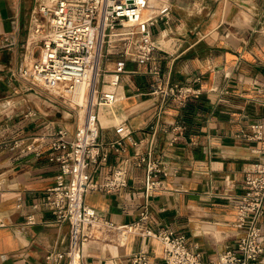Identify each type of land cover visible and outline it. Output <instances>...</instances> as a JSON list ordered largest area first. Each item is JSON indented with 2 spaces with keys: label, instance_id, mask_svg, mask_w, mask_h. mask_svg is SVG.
<instances>
[{
  "label": "crops",
  "instance_id": "obj_1",
  "mask_svg": "<svg viewBox=\"0 0 264 264\" xmlns=\"http://www.w3.org/2000/svg\"><path fill=\"white\" fill-rule=\"evenodd\" d=\"M168 2L172 24L161 20L153 27L154 60L128 61L117 90L119 100L100 109L104 142L117 138L115 127L121 122L138 140L155 121L157 107L150 98L155 81L199 90L185 106L168 103L162 113L157 155L167 165L161 176L167 190L146 197L144 172L132 170L127 187L87 193L84 202L117 225L134 223L146 214L149 228H168L185 236L189 250L209 263L226 250L240 255L243 233L234 221L244 194V170L258 159L255 150L263 147L248 136L252 124L264 126V0ZM31 11L29 0H0V141L60 127L73 129L66 113L12 76L30 60L24 45ZM154 66L160 69L159 78L150 72ZM29 111L37 115L25 118ZM175 126L182 128L179 135L173 132ZM128 153H133L131 147ZM47 155L0 157V174L5 177L0 192V264H45L50 251L67 249L68 226L54 225L46 205L47 189L58 173V165ZM117 162L110 153V164ZM29 216L32 225H27ZM262 230L264 247V216ZM138 252L164 263L161 242L130 235L121 245L90 243L84 264H130Z\"/></svg>",
  "mask_w": 264,
  "mask_h": 264
},
{
  "label": "built area",
  "instance_id": "obj_2",
  "mask_svg": "<svg viewBox=\"0 0 264 264\" xmlns=\"http://www.w3.org/2000/svg\"><path fill=\"white\" fill-rule=\"evenodd\" d=\"M161 20L167 26L172 24L171 6L158 10L156 0H36L24 45L30 60L12 76L33 91H46V101L54 109H63L73 129L60 127L54 132L3 138L0 157L40 158L48 154L58 165L55 183L47 189L45 200L54 225L68 226V245L62 253L50 251L45 264H84V251L90 243L121 245L130 235L161 242L163 264H264V258L259 260L264 253V126L260 122L251 125L248 139L263 143V147L255 150L258 159L244 170V194L234 221L235 228L243 233L238 240L240 255L226 250L206 263L200 254L189 250L185 236H177L168 228H149L146 214L134 223L117 225L84 202L87 193H113L127 187L132 170L144 172L141 184L146 197L167 190L161 178L167 165L157 155L162 113L168 103L185 106L199 90L188 84L155 81L150 93L157 107L155 121L138 140L132 138L126 122H121L115 127L117 138L104 142L100 122V109L119 100L117 90L127 73V62L154 60L157 47L153 27ZM150 72L159 78L158 67ZM36 115L29 111L25 118ZM179 131L180 126L173 128L177 135ZM128 147L133 153H128ZM110 153L118 158L115 165L110 164ZM4 183L0 174V192ZM33 223L29 216L27 225ZM130 264L161 263L138 252L130 257Z\"/></svg>",
  "mask_w": 264,
  "mask_h": 264
},
{
  "label": "rangeland",
  "instance_id": "obj_3",
  "mask_svg": "<svg viewBox=\"0 0 264 264\" xmlns=\"http://www.w3.org/2000/svg\"><path fill=\"white\" fill-rule=\"evenodd\" d=\"M160 1H163L162 5L159 6L158 10L161 9V8H165V6H167V4H169L168 0H160ZM159 1V2H160ZM29 3L31 4V8L33 9L34 6H36V0H29ZM110 65V64H109ZM108 65V66H109ZM36 91L39 92V94L42 95V97L46 100L49 98V94L46 92V91H43L42 89L40 88H36L34 89ZM48 105V104H47ZM51 109V108H50ZM61 111H63V109H60Z\"/></svg>",
  "mask_w": 264,
  "mask_h": 264
},
{
  "label": "bare ground",
  "instance_id": "obj_4",
  "mask_svg": "<svg viewBox=\"0 0 264 264\" xmlns=\"http://www.w3.org/2000/svg\"><path fill=\"white\" fill-rule=\"evenodd\" d=\"M83 92V89H81L80 93ZM77 101H81V98H76Z\"/></svg>",
  "mask_w": 264,
  "mask_h": 264
}]
</instances>
